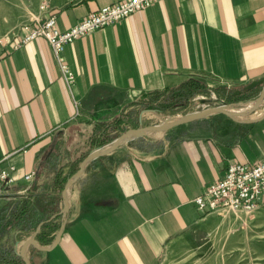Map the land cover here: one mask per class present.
Here are the masks:
<instances>
[{"label": "crops", "instance_id": "crops-1", "mask_svg": "<svg viewBox=\"0 0 264 264\" xmlns=\"http://www.w3.org/2000/svg\"><path fill=\"white\" fill-rule=\"evenodd\" d=\"M118 1L74 0L52 11L66 30ZM62 55L73 86L44 37L0 56V159L16 167L14 182L0 183V247L20 258L22 242L40 231L38 245L53 244L69 171L107 124L131 118L135 99L196 80L229 100L243 90L257 100L264 0H159L77 38ZM206 119L162 138H130L91 160L69 188L61 240L51 251L29 246L31 264H165L172 244L212 214L194 199L230 162L264 158V103L236 118Z\"/></svg>", "mask_w": 264, "mask_h": 264}, {"label": "rangeland", "instance_id": "rangeland-1", "mask_svg": "<svg viewBox=\"0 0 264 264\" xmlns=\"http://www.w3.org/2000/svg\"><path fill=\"white\" fill-rule=\"evenodd\" d=\"M71 1L74 0H0V48L6 50L8 45L20 37L24 25L43 15L46 10L52 11ZM193 87L194 94L187 93L183 99L187 108H172V103L157 107L148 104L153 97L142 96L130 103L135 104L130 110V116L141 127L179 119L213 106L225 105L237 112L255 103V94L251 95L245 90L240 94L241 97L229 96V100L209 90L204 83L194 81ZM194 122L199 124L208 120L199 119ZM121 133L115 131L112 135L118 137ZM88 134L85 132V135ZM163 135L151 137L162 138ZM88 141L86 139L82 147L87 148L85 152L89 149ZM165 264H264V205L252 213L232 208L213 212L172 244Z\"/></svg>", "mask_w": 264, "mask_h": 264}, {"label": "built area", "instance_id": "built-area-1", "mask_svg": "<svg viewBox=\"0 0 264 264\" xmlns=\"http://www.w3.org/2000/svg\"><path fill=\"white\" fill-rule=\"evenodd\" d=\"M156 1L159 0H121L91 12L66 30L58 27L56 14L46 10L43 15L24 25L19 39L14 41L11 47L18 49L36 38H46L53 48L64 80L69 86H73L76 77L62 55L64 47L77 38L115 24ZM5 51L4 47L0 48V56ZM6 159H0V183L10 185L15 180L16 167L4 166ZM194 202L203 214L218 212L223 208L246 213L258 210L264 205V158L255 164L230 162L222 175L211 182Z\"/></svg>", "mask_w": 264, "mask_h": 264}, {"label": "water", "instance_id": "water-1", "mask_svg": "<svg viewBox=\"0 0 264 264\" xmlns=\"http://www.w3.org/2000/svg\"><path fill=\"white\" fill-rule=\"evenodd\" d=\"M263 103H264V88H263L260 96L255 101L254 105H252L247 110H242V111H237V112L230 111V109L227 108L225 105H218V106L209 107V108L203 109L201 111L192 113L190 115H186V116L181 117L179 119L167 120V121L162 122L160 124H153V125H147V126H141L138 128L128 129L127 131L123 132L120 136H118L115 140H113L108 146L97 148V149L93 150L92 152H90L88 154V156L81 162L78 172L67 181L66 186L63 190L64 208L62 210V214L64 216V220H63V223H62V225L58 231V234L56 236L55 241L50 246H40V245H38L34 236L27 238L24 242H22L21 249H20V255H21L22 259L24 260L25 264H31V261L26 254L27 248L29 246H31V245L35 246L36 248H38L41 251H51L54 249V247L61 240L63 230H64V227L66 224L65 218L69 212V194H68L69 188L81 178V176L84 173L86 166L88 165V163L91 160L113 152L121 144H123L125 141H127L128 139L133 138V137H138V136L151 137V136H153L152 133L154 131H158V130L167 131V130L175 127V126H179L182 124H186V123H190V122L199 120V119L206 117V116L213 114V113H223L229 117L236 118L237 116L249 114L250 111L256 110ZM253 121L254 120H249V122H253ZM1 264H9V263H1Z\"/></svg>", "mask_w": 264, "mask_h": 264}, {"label": "trees", "instance_id": "trees-1", "mask_svg": "<svg viewBox=\"0 0 264 264\" xmlns=\"http://www.w3.org/2000/svg\"><path fill=\"white\" fill-rule=\"evenodd\" d=\"M194 81L197 83L196 80H187L183 82L178 87L174 88H168L162 91H155L151 92L147 95H145V98L153 97V99L148 102V104L157 106V107H163L164 105L171 104L172 108L175 107H182L187 108V104H184L183 99L187 96V93L194 94ZM200 91V90H198ZM172 113H175L174 111ZM144 124V123H143ZM147 124V123H145ZM138 127V123L135 122L132 118H126L122 115L116 117L113 119L109 124H107L104 129H102L99 133V135L92 139L91 144V150L104 147L108 144H110L113 140L112 132H115L116 130H120L122 132L127 131L128 126ZM83 154L80 159L74 164V167L71 168V170L68 173V178H71L78 170L80 163L88 156L90 153ZM65 186V182L60 185V188L63 189ZM26 215V211H23V216ZM41 233L40 231L35 239L41 240ZM42 242V240H41ZM32 247V246H31ZM34 248V247H33ZM0 263H9V264H25L24 260L20 257H16L15 255V248L14 247H8V248H2L0 247Z\"/></svg>", "mask_w": 264, "mask_h": 264}, {"label": "bare ground", "instance_id": "bare-ground-1", "mask_svg": "<svg viewBox=\"0 0 264 264\" xmlns=\"http://www.w3.org/2000/svg\"><path fill=\"white\" fill-rule=\"evenodd\" d=\"M250 107V106H249ZM170 120H175V119H170ZM165 133L164 130H159L158 132H153V136H162Z\"/></svg>", "mask_w": 264, "mask_h": 264}]
</instances>
